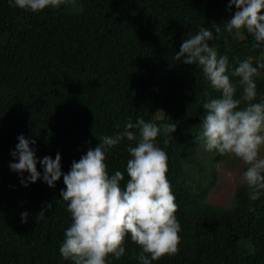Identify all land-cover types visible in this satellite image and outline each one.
I'll use <instances>...</instances> for the list:
<instances>
[{"label": "trees", "instance_id": "1", "mask_svg": "<svg viewBox=\"0 0 264 264\" xmlns=\"http://www.w3.org/2000/svg\"><path fill=\"white\" fill-rule=\"evenodd\" d=\"M227 6L228 0H72L33 13L0 0V264H72L59 253L71 223L60 197L63 177L49 187L37 163L41 179L21 185L9 168L18 162L10 154L17 137L35 140L30 147L38 161L59 153L67 173L102 136L123 131L129 118L176 123L169 143L161 134L156 144L168 156L181 242L178 254L153 264H264V195L253 201L242 182L228 206L207 201L223 156L205 151L195 137L203 103L219 93L199 67L174 58L184 39L215 22L222 23L221 35L209 44L228 57L233 83L238 61L264 63V47L253 49L246 30L224 31L236 10ZM255 82L253 102H260L264 69ZM130 143L122 140L106 153L109 174L125 171ZM126 180L125 172L122 186ZM48 203L52 209L40 219ZM139 251L128 237L125 255L110 256L109 264H139Z\"/></svg>", "mask_w": 264, "mask_h": 264}, {"label": "clouds", "instance_id": "2", "mask_svg": "<svg viewBox=\"0 0 264 264\" xmlns=\"http://www.w3.org/2000/svg\"><path fill=\"white\" fill-rule=\"evenodd\" d=\"M72 0H9L10 7L38 13L46 8L58 9ZM235 8L229 19L223 22L228 33L246 30L253 37V49L264 47V0H228L226 10ZM222 24V23H221ZM221 24L212 23L210 28L201 27L195 34L184 39L175 59L185 65H196L208 81L211 89L219 93L203 103L200 130L195 137L205 151L219 155H232L246 166L241 179L248 186L253 201L264 195V99L253 102L257 96L255 78L264 63H253L250 58L237 62L231 71L229 59L219 55L209 41L221 35ZM241 94L236 98L237 88ZM244 105L241 107V105ZM120 125H117L119 128ZM176 131V123L145 122L131 118L123 131L102 136L97 147L89 148L78 161H73L67 173L61 170V155L55 159L45 156L39 161L30 145L34 139L17 137L18 143L10 154L18 160L9 164L11 171L20 175V183L27 187L41 179L37 163L43 169L42 181L49 187L63 177L65 189L60 197L67 204L71 223L64 232L59 247L61 257L72 264H109V257L120 260L125 255V241L130 237L140 251L134 257L139 264H153L164 256L179 252L181 226L176 217L178 205L167 178L168 156L157 146V137L163 134L168 144ZM129 144L130 158L125 171L109 174L105 163L106 153L122 140ZM125 172L127 180L125 181ZM24 173H28L24 177ZM38 215L45 217V211ZM27 212L21 213V223L27 222Z\"/></svg>", "mask_w": 264, "mask_h": 264}, {"label": "rangeland", "instance_id": "3", "mask_svg": "<svg viewBox=\"0 0 264 264\" xmlns=\"http://www.w3.org/2000/svg\"><path fill=\"white\" fill-rule=\"evenodd\" d=\"M261 155L264 156V148L261 149ZM244 166L238 158L223 155L222 159L215 163L216 178L207 194V201L228 206L232 202L234 188L243 182L241 169Z\"/></svg>", "mask_w": 264, "mask_h": 264}]
</instances>
